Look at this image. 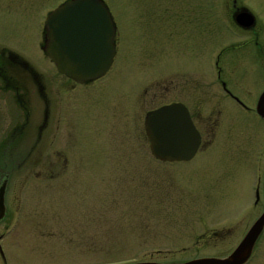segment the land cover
<instances>
[{
	"label": "rangeland",
	"instance_id": "374dc122",
	"mask_svg": "<svg viewBox=\"0 0 264 264\" xmlns=\"http://www.w3.org/2000/svg\"><path fill=\"white\" fill-rule=\"evenodd\" d=\"M62 1L0 0V42L16 47L47 77L52 67L39 50L42 25ZM103 2L120 30L115 67L94 91H72L69 143L63 146L60 132L52 148L23 151L28 162L13 169L3 222L18 225L8 239L21 256L13 263L224 258L263 210L261 194L256 205L253 195L264 168V126L222 101L214 63L234 46L219 60L222 79L253 109L264 88L259 50L242 44L253 34L237 27L234 8L218 0ZM238 4L255 18L254 32L264 41V0ZM229 19L231 37L223 28ZM180 100L192 110L205 148L190 163L160 164L150 157L144 117ZM248 264H264V236Z\"/></svg>",
	"mask_w": 264,
	"mask_h": 264
},
{
	"label": "flooded vegetation",
	"instance_id": "af4514ba",
	"mask_svg": "<svg viewBox=\"0 0 264 264\" xmlns=\"http://www.w3.org/2000/svg\"><path fill=\"white\" fill-rule=\"evenodd\" d=\"M65 1L67 0H63L60 3H63ZM96 1L105 4L103 0ZM212 1L215 0H211V2ZM218 2L221 3L224 8H234L235 14L233 16V21L234 17L240 12H247L251 15L248 10H245L243 9V7L239 6L238 0H218ZM236 6H238L237 8L240 9L237 10ZM111 18L115 29L113 38L114 58L112 64L108 72L103 77L87 81L85 83H77L65 76L60 75L57 72L54 63L42 52L41 49L43 45H39V50L42 52V58L44 59V61L48 62L52 67V69L50 68L52 74L50 77H47L45 74L41 73V70L36 67L32 60L22 55L16 47L12 48L8 45H5L4 42H0V152H2L0 153V157H3L2 161H0V189H5L4 193L2 194V206L4 212L2 214L0 212V264H14L13 259H15L16 261L21 260V256L16 255L17 251H13L12 247L8 245V239L13 234V232L17 230L18 225H3V222L5 221L7 215L6 198L10 192L9 184L12 178L11 175L13 169L19 168L21 165L28 162L29 157L25 158L22 154L23 151L29 150L30 152L36 151L38 149H44L43 147L45 145L52 148L60 132L62 133V136L64 138L63 146L69 143L70 131L68 127V113L71 105L72 91L74 89H81L83 92L87 93L90 92V89H93V87L94 89L92 91H94L95 89H97L95 88V86L105 80L111 74L113 68L115 67V61L120 43V30L116 17L111 16ZM223 26L226 32H229L228 36L231 37L230 19L229 21L223 23ZM256 28L257 21L254 18V26H252L248 30L243 29L245 32L251 33L253 35L248 38V42H244L242 44L244 46L250 44L253 45V47L255 48V52L259 50V52L257 53H259L260 57H262L259 59L261 60L262 65L264 62V41L260 39L259 33L254 32ZM226 42L229 43L228 41ZM233 48L234 46H232L231 44L227 45L223 49L224 51L220 52L215 59L214 82L219 87V90H216L221 92L222 101L226 103H233L235 109L239 110L240 117H242V119L244 118V120L246 121V118L249 115L253 114L258 119L260 125H262L263 127L264 122L257 116L255 108L260 95L264 91V88L258 94L256 102L254 104V108L252 109L250 106H248L245 100H239L238 97L232 93L231 89H229L228 85L222 79V71L219 65V60L224 53L232 50ZM229 67L231 68L230 64ZM230 68V71L228 72L232 74V68ZM246 73L247 71L245 70V74ZM172 104H179L186 108L190 120L200 137V145L197 151V153H199L205 147H203V137L201 136V133L197 128L196 120L193 117L192 110L184 100L170 102L164 104L163 106ZM56 114L59 116V121L56 118ZM61 124H63V127H59ZM211 129L212 130H210L209 132L210 143L208 148L212 149L215 143L214 135H211V131H214L213 125H211ZM62 136L60 140H62ZM52 155H56L55 150L53 151ZM67 155L68 153L64 152L63 159H61L63 162V169L67 167V163L69 162L67 159ZM263 179L264 168L262 176L260 177L258 175L256 177V186L254 187L255 194L257 193L258 195L257 199L254 201V204L256 205L259 203L260 194L263 199L262 213L264 211ZM19 264L21 263L19 262Z\"/></svg>",
	"mask_w": 264,
	"mask_h": 264
},
{
	"label": "water",
	"instance_id": "95a60500",
	"mask_svg": "<svg viewBox=\"0 0 264 264\" xmlns=\"http://www.w3.org/2000/svg\"><path fill=\"white\" fill-rule=\"evenodd\" d=\"M234 23L248 30L254 25V18L247 12H240L234 17ZM44 32L43 51L60 75L85 83L108 71L114 55V29L103 4L96 0H70L47 16ZM256 113L264 121V92L256 104ZM143 127L150 153L160 162H189L199 149L200 137L182 105L163 106L147 113ZM4 191L0 189L1 214L4 212ZM263 230L264 212L228 257L196 259L181 264H245Z\"/></svg>",
	"mask_w": 264,
	"mask_h": 264
}]
</instances>
